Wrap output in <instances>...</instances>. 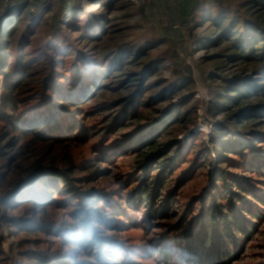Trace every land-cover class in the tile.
Instances as JSON below:
<instances>
[{
    "label": "rangeland",
    "instance_id": "rangeland-1",
    "mask_svg": "<svg viewBox=\"0 0 264 264\" xmlns=\"http://www.w3.org/2000/svg\"><path fill=\"white\" fill-rule=\"evenodd\" d=\"M263 2L0 0V93L24 70L0 117V264H191L174 226L199 195L226 204L220 172L252 224L214 264H264ZM172 159L170 217L148 220L130 194ZM36 168L101 195L114 248L82 243L77 200Z\"/></svg>",
    "mask_w": 264,
    "mask_h": 264
},
{
    "label": "trees",
    "instance_id": "trees-1",
    "mask_svg": "<svg viewBox=\"0 0 264 264\" xmlns=\"http://www.w3.org/2000/svg\"><path fill=\"white\" fill-rule=\"evenodd\" d=\"M262 7L263 10L264 2ZM2 31H4L3 37H7V30ZM23 73L24 70L19 71L12 80L13 82H9V73L3 72L4 81L2 82V92L0 93V117H6L10 121L14 119V116L6 113L13 108L15 92L22 82ZM43 124L44 122H40L38 126H43ZM47 124L49 126H57L59 124L54 113L51 112L49 115ZM137 148L139 149V146ZM174 165L175 161L173 159L168 164L162 165V171L151 178V180L148 175L144 174L130 194V205L135 206L137 203L145 205L148 209L146 213L148 220H152L156 216L170 217V207L174 205V200H171V197L173 190L177 186L164 199H162V190L165 188V167L171 168ZM42 176L63 182L68 192L77 200L78 204L74 215L80 224L82 243L89 246V248L97 249L100 253L105 252L104 247L111 246L110 248H114L111 238L106 236H103L100 243H92L86 239L88 234L92 233L96 227L97 219L106 221L96 208L90 207L91 201H93L92 197H100L101 195L95 191L81 190L72 183L71 178L65 171L54 168H36L30 174V178ZM220 178L223 181L226 204L218 202L213 191H210L207 196L199 195L193 202V205L197 203L199 206L198 213H193L192 205L174 226V230L178 234V241L183 245L185 257L191 264H214L217 261L228 260L231 257L228 246L239 248V236L247 237L251 231V226L248 223L252 224V222L248 220V214L239 205V201H246L248 198L244 197L241 192L234 190L231 184L228 183L226 173L220 172ZM198 225L199 230H195ZM162 254L167 256L165 252ZM61 264H67V262H61Z\"/></svg>",
    "mask_w": 264,
    "mask_h": 264
},
{
    "label": "clouds",
    "instance_id": "clouds-1",
    "mask_svg": "<svg viewBox=\"0 0 264 264\" xmlns=\"http://www.w3.org/2000/svg\"><path fill=\"white\" fill-rule=\"evenodd\" d=\"M65 221H66V227L69 228V230H72L74 228H76L77 224H78V221L74 218H71V217H67L65 216ZM76 231H77V234L78 235H82V232L80 231V229L76 228ZM105 234V229H103L102 227L100 226H96L93 230L92 233H89L88 236L86 237V239L89 241V242H92V243H100L103 239V236ZM74 247V245H69V248H72ZM79 260H84V259H91V257H87L84 252L82 251L81 252V255L78 257Z\"/></svg>",
    "mask_w": 264,
    "mask_h": 264
}]
</instances>
